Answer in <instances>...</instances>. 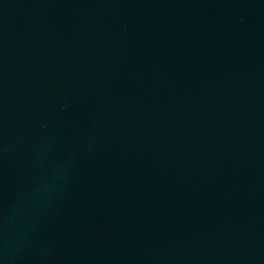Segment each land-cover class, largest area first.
I'll list each match as a JSON object with an SVG mask.
<instances>
[{
    "label": "water",
    "instance_id": "95a60500",
    "mask_svg": "<svg viewBox=\"0 0 264 264\" xmlns=\"http://www.w3.org/2000/svg\"><path fill=\"white\" fill-rule=\"evenodd\" d=\"M0 264H264V0H0Z\"/></svg>",
    "mask_w": 264,
    "mask_h": 264
}]
</instances>
